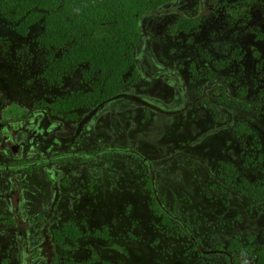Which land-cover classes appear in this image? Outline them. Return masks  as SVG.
Here are the masks:
<instances>
[{"label": "rangeland", "instance_id": "374dc122", "mask_svg": "<svg viewBox=\"0 0 264 264\" xmlns=\"http://www.w3.org/2000/svg\"><path fill=\"white\" fill-rule=\"evenodd\" d=\"M209 5H212L211 9L198 17L199 22L193 28L186 33L178 32L180 18L196 17L203 7L208 8ZM140 26L143 40H140L136 47L135 56L139 57L137 66L143 71V76L150 79V81L142 79L136 87V93L143 97L142 101L117 99V97L115 98L117 100L114 99L115 101L107 105L105 112L103 107H98L96 114L102 116L105 114L109 118L112 115L113 144L120 146L123 143L121 148L126 146L123 136L127 130L128 141L132 139L136 145H142L141 151L144 152V157L153 153L151 157L153 171L151 172L149 164L140 165L136 160H130L125 164L129 160L127 155L117 154L115 160L119 164L113 168L112 182L106 194L103 193L106 197L101 198L99 204L97 197L92 198L91 202L84 198V205L81 206V210L83 208L91 210L81 216V227L94 233V229H90L89 226L95 228L101 221H107L106 233L103 231L106 240L99 242L88 238L66 246L65 244L58 246L60 250L56 252L57 261L54 264L69 258H77L79 264H87L90 257L97 256L103 259V256L97 255L98 249L110 250L112 255H108V259L113 264H154V262L161 264L162 261L158 260L155 254L152 259L151 257L144 259L149 263H141L127 250L135 248L141 252L150 251L148 248L151 245L150 239L147 238L151 236L152 230L149 231L148 228L170 229L156 220L157 208L153 192L148 193L149 196L151 195L149 198L147 195L143 196L140 191V188L143 191L146 188L151 190L150 183L140 185L138 178L142 174L144 176L145 173H153L156 176L154 194L156 197L160 196L163 205L169 207L171 211L174 196L170 197L167 193L166 189L170 190L169 186L171 189L174 187L175 193L178 192V198L180 196L186 200L185 193L177 186V181L186 180L192 185V190L195 188L194 192L203 201L205 196L198 194L200 191L194 187L197 186V181L200 183L201 180L208 185L205 187L206 195L213 192L211 185H217L202 166L203 159L215 163V153L212 151L214 148L204 143L219 142L221 157L235 159V162L230 164L237 166L243 183H250L246 184L247 188L251 185L250 189L253 193L251 197L256 198L250 203L235 204L228 208L220 206L219 203L214 211L222 215L213 222H202L200 218H195V215H200L198 211L187 207L189 215L194 216L195 226L198 230L201 226L202 228L208 226L199 232L209 237L215 229L227 231L232 228L230 224L240 222L238 227L244 228L243 232L234 231L232 234L234 236L238 233L234 240L239 247H245L243 239H252V235L256 237L258 246L264 244V0H202V2L171 0L143 16ZM16 27V23L0 18V92L5 99L1 105L3 113L10 108L11 111L18 110L20 101L12 98V95L15 96L14 89L18 91L24 88L31 89L34 93V97L30 99L31 105L41 98L48 100L50 96L59 94L58 89L55 90L56 87H52L42 78L46 67V53L38 46V35L42 31V24L32 27L25 37L16 32ZM149 53L153 54L156 61L167 71H159L155 64L151 63ZM174 69L178 72L176 73ZM82 71V67L78 68L62 79L61 83L64 85L61 88L66 89L64 95L78 92L87 86L88 82L85 80L78 86L79 74ZM209 72L212 73V81L208 80ZM172 74L175 77H172ZM180 78L189 85L195 86L187 88L190 100L196 96L195 100L202 99L207 92L211 98H215L226 92V88H245L246 92L250 93L247 97L255 113L234 117L225 114L227 124L217 126H209L205 123L194 125L191 122L188 124L190 117H186L185 114L187 106L184 102H180L183 98L182 93L176 91L180 89ZM225 80L227 83L224 82ZM185 90L184 88L182 91L184 94ZM203 90H205L204 95H202ZM124 95L129 97L127 94ZM24 100L28 101L29 98ZM137 102L139 103L136 104ZM200 105L196 104V108H188L187 115L192 116L198 111V118L204 119L206 114L199 109ZM128 110L135 113L133 119H128ZM228 124L232 127L234 124L240 125L243 128L238 150L228 146L232 142ZM186 128L190 131H200L201 135L196 136L197 144H191L193 136L190 140L186 138ZM175 131L183 136L176 135ZM223 142H226L225 147L222 146ZM178 150L192 155L187 153L182 156ZM228 158L223 157L229 160ZM175 165L192 169V172L194 169L199 170L198 180L195 176L190 179L183 170L176 169ZM143 181H146L145 176ZM229 182L231 184V178ZM184 184L185 187L190 188L189 185ZM225 189H223L224 199L229 197L226 193L229 188ZM204 203L209 207L212 205ZM177 204L183 207V203ZM234 214H238L237 219ZM204 216L209 219L211 214L206 213ZM129 226L134 229L132 234L128 231ZM101 227L104 228L105 225L101 224ZM123 228L124 232H122ZM173 234L175 235L176 232L173 231ZM225 239L226 236L219 237L218 233L208 242L221 245Z\"/></svg>", "mask_w": 264, "mask_h": 264}, {"label": "flooded vegetation", "instance_id": "af4514ba", "mask_svg": "<svg viewBox=\"0 0 264 264\" xmlns=\"http://www.w3.org/2000/svg\"><path fill=\"white\" fill-rule=\"evenodd\" d=\"M211 6L208 8L203 7V10L196 17H183L178 22L188 19L195 22L196 25L199 22L198 17L208 13ZM155 9L152 11H155ZM145 15H148V13ZM0 18L4 20L1 16ZM40 24L42 22L30 26L25 34H21L17 27L15 30L19 35L25 37L32 27ZM177 30L182 32L178 26ZM43 31L42 24V34ZM40 34L38 37L42 35ZM139 38L141 41L143 40L141 30ZM148 56L151 63L155 64L159 71H167L156 61L153 54L149 53ZM138 59L139 57L135 59V69L138 73L136 83L124 84L116 94L99 102L93 101L80 107L77 103L66 111L60 110V108L55 110L51 107V104L60 103L62 106L63 101L65 102L66 99L78 97L80 92L88 90L89 81L85 80L88 84L84 89L67 95H64L66 89L61 88L64 85L61 83L62 81L60 83H49L52 87H56L55 90L58 89L59 94L50 96L48 100H42L41 98L32 105L30 99L34 97V93L31 89L24 88L22 91L14 89L15 96L12 95V98L14 97L16 101H20L18 110L11 111L10 108L4 113L1 105L5 99L0 92V264H54L57 261L56 252L60 250L58 246L64 244L66 246L70 243L80 242L83 239L88 240V238L99 242L106 240L103 231L106 233L107 221H101L95 228L89 226L90 229H94V233H90L89 230L81 227V216L91 211L88 210L89 208L81 210V206L84 205V198L91 202L93 201L92 198L97 197V203L99 204L101 198L106 197L104 194H106L107 188L112 182L113 168L119 164L115 160L117 154L124 153L127 155L129 160L125 164H128L130 160H136L140 165L141 163L142 165L149 164L151 172L153 171V160H151L153 153L144 157V152L141 151L142 145H136L132 139L128 141L127 130H125L123 136L126 146L124 145L121 148L123 143L120 146L113 144L112 115L109 118L104 113L103 116L102 114H96L98 107H103V112H105L107 105H110L117 97V99L142 101L143 97L136 93V87L140 84L139 81L145 80L146 77L143 76V71L137 66ZM174 70L176 73L178 72L176 69ZM211 74L209 72V81H212ZM172 77H175V75L172 74ZM79 78L78 86L83 81L81 73ZM180 79V89L176 91L181 92L183 95L180 102H184L187 106L185 114L186 117H190L188 124L191 122L194 125L205 123L209 126H217L223 123L227 124L224 118L225 114L234 117L255 113L247 97L250 93H247L245 88H226V92L215 98H211L209 92L204 95L205 90H203L202 95L204 96L202 99L195 100L196 96L193 100H190L187 88L195 86L189 85L182 78ZM146 80L150 81L149 78ZM224 82L227 83V80ZM184 88L186 89L185 94L182 92ZM121 95L122 97H119ZM24 98H29V100L26 101ZM77 101L70 100V104L73 105ZM196 104H201L199 109L206 114L204 119L198 118V111L192 116L187 115V109L196 108ZM149 109L156 113L153 109ZM134 114L132 110H128V119H133ZM242 129L240 125L234 124L232 127L231 124H228L229 134L232 137V142L228 146H233L238 150ZM175 134L183 136L178 131H175ZM185 135L189 140L193 136L191 144L195 145L197 144L196 136H200L201 133L186 128ZM204 144L214 148L212 151L215 153V163L203 159L202 164L204 165L202 166L206 168L217 185H211L213 192L206 195L204 192L207 191L205 187L208 185H205L201 180L200 183L197 181V186L194 187L200 191L198 194H201L202 197L205 196L206 199L203 197V201L194 192L195 188L192 190V185L186 180L177 181V186L185 193L186 200L180 196L179 199L177 197L178 192L175 193L174 187L171 189L169 186L170 190L166 189V191L170 197L174 196L172 197L171 211L169 207L163 205L161 197H156L154 194V178L156 176L148 172L144 174L146 181H143V174L138 178L140 185L150 183L151 190L146 188L143 191L140 188V191L143 196L147 195L149 198L151 195L149 196L148 193L153 192L157 204H155L157 208V212L155 211L156 220L160 221L162 226L170 228H148L149 231L152 230L151 236L147 238L150 239L149 244L151 245L148 246L150 251L144 250V252H141V250L135 248L127 249L130 251L131 256L138 258L139 262L149 263L144 259L150 257L152 259L155 254L157 259L162 261L161 264H170L171 262L172 264H264V244L258 246L255 236L252 235V239L249 240L243 239L246 245L242 248L234 240L238 233L232 236L233 232L242 233L244 230V228L238 227L241 224L240 222L230 224L229 226H232V228L227 231L215 229L207 237L206 234L199 231L205 230L208 226H204V228L201 226L198 230L193 222L194 216L189 215L187 207L198 211L197 213L200 215H195V218H200L202 222H213L214 219L222 215L219 212L216 214V211H214L219 203L220 206L223 205L228 208L235 204L250 203L251 200L256 198L251 197L253 195L250 189L251 185L247 188L246 184L249 182L243 183L237 166L230 164V162H235V159L230 160L226 156L221 157L219 142ZM225 144L226 142H223L222 146L225 147ZM178 151L182 156L187 155V153L188 155L191 154L181 150ZM223 157L229 160L223 159ZM178 160L181 161L180 158ZM175 166L176 169L183 170L190 179L195 176L198 180L199 174L197 171L199 170L194 169L192 172V169ZM191 166H193V163ZM230 178L232 179L231 184L229 182ZM184 183H186V186L189 185L190 188L185 187ZM225 188H229L226 192L229 197L226 199L223 198V189L226 190ZM178 202L183 203V207L177 204ZM204 202L212 204L213 207L212 205L210 207L205 205ZM206 213L211 214L209 219L204 216ZM237 215L234 214L235 219H237ZM101 224H104L105 227L102 228ZM128 231L132 234L134 229L129 226ZM173 231L176 232L175 235ZM122 232H124V228ZM218 233L219 237L226 236L225 241L221 245L209 243V239L214 238ZM96 252L98 256H103V259L97 256L90 257L87 264H113L108 259V255H112L110 250L98 249ZM78 261L77 258H69L62 260L59 264H79ZM156 263L158 262H154V264Z\"/></svg>", "mask_w": 264, "mask_h": 264}, {"label": "trees", "instance_id": "16d2710c", "mask_svg": "<svg viewBox=\"0 0 264 264\" xmlns=\"http://www.w3.org/2000/svg\"><path fill=\"white\" fill-rule=\"evenodd\" d=\"M168 1L0 0V16L17 23L21 34L42 22L44 31L38 46L46 53L42 78L48 83H60L82 67L80 73L89 81L88 90L66 99L62 106L51 104L55 110L66 111L77 103L80 107L99 102L116 94L124 84L137 82L135 49L140 40V19ZM194 25L184 19L178 28L186 32ZM70 100L78 101L72 105Z\"/></svg>", "mask_w": 264, "mask_h": 264}]
</instances>
